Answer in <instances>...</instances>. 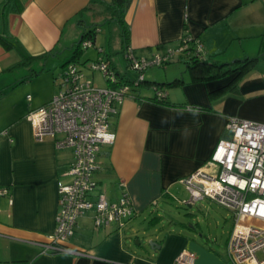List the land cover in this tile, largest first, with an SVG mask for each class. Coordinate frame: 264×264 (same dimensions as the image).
<instances>
[{
  "label": "crops",
  "instance_id": "obj_1",
  "mask_svg": "<svg viewBox=\"0 0 264 264\" xmlns=\"http://www.w3.org/2000/svg\"><path fill=\"white\" fill-rule=\"evenodd\" d=\"M103 1L110 0H0V264H173L182 250L194 254L195 264H231L227 257L231 228L224 238L218 230L221 221L211 215L203 217L205 229L202 219L192 217L165 224L162 212L170 199L181 203L187 199L180 197L187 191L181 180L209 159L227 135L230 117L264 123V54L237 82V91L214 99L209 92L228 84L234 74L192 81L185 56L178 53L171 62L182 61L184 69L144 74L150 82L181 78L179 84L163 87L167 100L184 107L123 99L111 118L115 138L102 147L94 172L98 189L110 200L123 191L129 194L134 214L121 228L100 229L93 228L89 213L84 214L67 241L82 254L42 251L41 243L55 228L57 181L70 179L66 171L73 154L70 148H57L53 138L36 140L27 114L57 92L54 88L66 62L58 66V54L65 49L71 56L90 24L113 23ZM125 21L128 44L138 56L175 49L187 33L201 42L207 58L227 62L259 52L264 0H131ZM95 33L90 46L95 47L94 58L103 56L114 72L135 78L124 68V53L120 50L122 58H112L98 45ZM2 38L12 46L6 48ZM27 56L36 58L21 63ZM77 56L79 63L88 60ZM153 92L141 86L133 94L149 97Z\"/></svg>",
  "mask_w": 264,
  "mask_h": 264
},
{
  "label": "built area",
  "instance_id": "obj_2",
  "mask_svg": "<svg viewBox=\"0 0 264 264\" xmlns=\"http://www.w3.org/2000/svg\"><path fill=\"white\" fill-rule=\"evenodd\" d=\"M191 43H195L197 52L203 51L201 42L188 36L177 48L150 56H138L129 46L124 58L128 67L137 73L136 82H140L149 66L164 65ZM91 45L90 40L81 43L85 48ZM88 67L100 70L107 85H94L82 65L68 62L50 101L27 114L36 140L53 138L57 148H70L73 154L66 171L70 179L57 181L55 228L48 240L41 243L43 253L82 254L70 248L67 241L78 226V218L84 214H90L94 229L111 225L121 228L134 214L132 200L126 191L110 200L98 189L94 178L99 166V151L115 138L110 128L111 118L123 99L133 97L132 86L109 85V82L115 84L117 77L102 57ZM157 95L161 96L162 92L157 91ZM226 132L209 159L181 180L189 192L188 199L182 202L192 205L208 198L230 210L233 225L227 244L228 260L231 264H264V123L230 117ZM1 192L7 193L5 189ZM173 264H195V256L189 250H182Z\"/></svg>",
  "mask_w": 264,
  "mask_h": 264
},
{
  "label": "trees",
  "instance_id": "obj_3",
  "mask_svg": "<svg viewBox=\"0 0 264 264\" xmlns=\"http://www.w3.org/2000/svg\"><path fill=\"white\" fill-rule=\"evenodd\" d=\"M103 3H105V5L107 6L108 10L111 13V16L108 18V21H111L117 24L119 27L121 40H122L121 51L124 53L125 50L129 47V44H128L129 25L125 21V13L131 3V0H110L109 2L103 1ZM97 31H99V27L94 26V25L91 28L89 27L85 28V30L83 31L81 35L80 40L75 45L71 56L63 64V67L68 62H76L79 65H82V63L77 62L78 53L82 51L83 49H85V47L81 46V43L84 40H90L93 45V41L91 39L92 33L97 32ZM188 36L190 35L187 33L183 34L180 38V41H182L183 38H187ZM194 40L195 39H193L192 41ZM1 41H3L6 48L12 46L11 42L6 39H3ZM102 51L103 50H100V53ZM178 54H182L185 56L184 63H185L186 68L189 70L191 74L192 81H211V80L221 79L226 76L234 74L233 79L228 84L209 92V98L214 99L216 97L223 95L226 92L237 91V82L255 66L259 58L262 56V54H264V41L261 42L259 52L255 56H245V57L236 58L232 61H227V62H218L211 58H207L205 56L204 50L202 52H197L195 43H191L188 46V48H186L184 51ZM44 55L45 54H42V56ZM101 57L103 58V60H106L103 56ZM31 58H36V56L23 57V59L21 60V63H24ZM109 65L111 69H114L111 66L110 62H109ZM115 74L117 77V82L115 84H111L109 82V85H112L115 87V86H120L124 84L125 85L129 84L130 86H132V91H137L138 87H141V86H143L144 88H152L154 91L153 92L154 94L149 97L148 96L141 97L134 93L133 97L135 99L146 100V101L155 103L163 107H168V108L184 107L183 104L173 103L167 100L166 93L163 87L164 85H166V87L175 86L179 84V82L182 81L181 78H177L169 82L161 83V82L146 81L143 76L142 81L136 82L135 78L131 79L127 77L125 73L121 74L115 71ZM157 91L162 92V95L158 96ZM185 107L188 109H196V110H202V111L208 110L206 107L199 106V105H186Z\"/></svg>",
  "mask_w": 264,
  "mask_h": 264
},
{
  "label": "rangeland",
  "instance_id": "obj_4",
  "mask_svg": "<svg viewBox=\"0 0 264 264\" xmlns=\"http://www.w3.org/2000/svg\"><path fill=\"white\" fill-rule=\"evenodd\" d=\"M97 21V20H95ZM97 25L99 26V28H101L100 32H96L95 35L96 37V41L98 43V45H103L105 51L107 54H110V56L116 57L117 55L121 57V35H120V30L117 24L115 23H108L105 20H101L96 22ZM93 24H90L89 28H91ZM95 47H87L85 49H83L82 51H80L78 54L80 56V61L84 60V59H88L87 61H85L84 64H82L83 66V70L86 73V75H88L92 80L94 85L96 86H105L107 85L106 79L104 78L102 72L100 70H92L89 66L90 63H92L93 61H95L96 59L95 57ZM103 52L99 53L101 55ZM69 54V50H65L63 49L62 52H60L57 56V60H58V66L62 65V63H64L65 61H67L68 55ZM100 55V56H101ZM70 57V56H69ZM122 58V57H121ZM123 63L125 65V69L128 67L125 58H123ZM75 61V60H74ZM79 62V61H78ZM62 66L58 67V72H60ZM164 68H167L169 71L171 69H174L175 71H178V69H184V63L182 61H176V62H169L166 63L165 65H161V66H149L145 71L144 74L148 75V73L153 72L156 73V75H163V70ZM130 73H132V75L136 76L137 73L131 68L128 67L127 69ZM148 79V78H147ZM158 82H160V80H158ZM57 89L54 88V91H56ZM149 92H152V90H147ZM188 192L183 190L182 194H181V198H186L188 199L189 197V192L188 194L186 193ZM186 200V199H184ZM165 209L162 212V220L164 221L165 224H167L169 222V220L173 221V223L176 221V219L179 220H184L187 219H191V217L196 220L198 218V220L202 222L201 226L206 229L207 228V223L203 222V217L205 216L206 218H210V215L213 216L215 219H217V221H221L220 223L218 222V230L222 231V234L224 236V238H226V236L228 235V231L230 230V228H232V223H233V215L232 212L230 210H228L226 207L217 204L216 202L208 199V198H203L200 199L198 201H196L193 205H191L190 207L188 205H186L185 203H181L180 201H178L177 198H174L173 200L170 199L168 201V204H166ZM229 211V213H227ZM190 213L191 216H189L188 214ZM186 219V220H187ZM192 220V222L194 221ZM213 230H214V223H213ZM210 227V226H209ZM149 243V242H148Z\"/></svg>",
  "mask_w": 264,
  "mask_h": 264
},
{
  "label": "water",
  "instance_id": "obj_5",
  "mask_svg": "<svg viewBox=\"0 0 264 264\" xmlns=\"http://www.w3.org/2000/svg\"><path fill=\"white\" fill-rule=\"evenodd\" d=\"M191 206V205H190Z\"/></svg>",
  "mask_w": 264,
  "mask_h": 264
}]
</instances>
